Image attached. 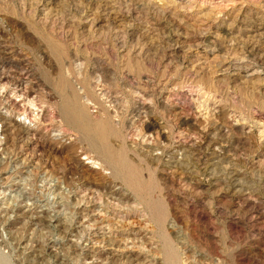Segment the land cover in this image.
I'll list each match as a JSON object with an SVG mask.
<instances>
[{"label":"rangeland","instance_id":"1","mask_svg":"<svg viewBox=\"0 0 264 264\" xmlns=\"http://www.w3.org/2000/svg\"><path fill=\"white\" fill-rule=\"evenodd\" d=\"M0 264H264V0H0Z\"/></svg>","mask_w":264,"mask_h":264},{"label":"bare ground","instance_id":"2","mask_svg":"<svg viewBox=\"0 0 264 264\" xmlns=\"http://www.w3.org/2000/svg\"><path fill=\"white\" fill-rule=\"evenodd\" d=\"M15 92H16L17 95H21L22 97L24 96V93H25L24 91H22V89H17V90H15ZM78 114H80L79 117H81V118L72 116L73 118H71L70 121L78 124L79 127H80V129H83L85 132H87V133H93L97 138H100L102 136V131H101V129H99V126H97V128H96L95 131H91L90 130V126L88 124L84 123L85 120H84V118H83L82 113H81L80 110L78 111ZM93 134H91V135H93Z\"/></svg>","mask_w":264,"mask_h":264}]
</instances>
